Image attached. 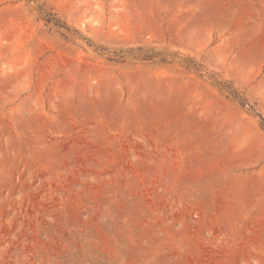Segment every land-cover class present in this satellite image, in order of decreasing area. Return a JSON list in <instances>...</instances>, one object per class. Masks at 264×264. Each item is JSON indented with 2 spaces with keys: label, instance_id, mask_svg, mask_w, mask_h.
I'll use <instances>...</instances> for the list:
<instances>
[{
  "label": "rangeland",
  "instance_id": "rangeland-1",
  "mask_svg": "<svg viewBox=\"0 0 264 264\" xmlns=\"http://www.w3.org/2000/svg\"><path fill=\"white\" fill-rule=\"evenodd\" d=\"M0 264H264V0H0Z\"/></svg>",
  "mask_w": 264,
  "mask_h": 264
}]
</instances>
